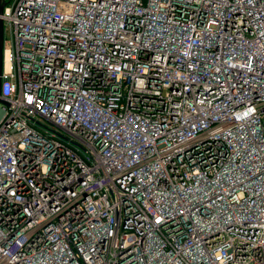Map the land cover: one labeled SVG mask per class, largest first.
Segmentation results:
<instances>
[{
    "label": "built area",
    "instance_id": "obj_1",
    "mask_svg": "<svg viewBox=\"0 0 264 264\" xmlns=\"http://www.w3.org/2000/svg\"><path fill=\"white\" fill-rule=\"evenodd\" d=\"M0 17V264H264V0Z\"/></svg>",
    "mask_w": 264,
    "mask_h": 264
},
{
    "label": "water",
    "instance_id": "obj_2",
    "mask_svg": "<svg viewBox=\"0 0 264 264\" xmlns=\"http://www.w3.org/2000/svg\"><path fill=\"white\" fill-rule=\"evenodd\" d=\"M4 0H0V14L2 11ZM1 47H2V19L0 17V70H1ZM0 102L4 103V100L0 97Z\"/></svg>",
    "mask_w": 264,
    "mask_h": 264
}]
</instances>
